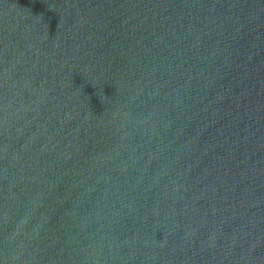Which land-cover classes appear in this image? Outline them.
<instances>
[{
	"label": "water",
	"instance_id": "95a60500",
	"mask_svg": "<svg viewBox=\"0 0 264 264\" xmlns=\"http://www.w3.org/2000/svg\"><path fill=\"white\" fill-rule=\"evenodd\" d=\"M0 264H264V0H0Z\"/></svg>",
	"mask_w": 264,
	"mask_h": 264
}]
</instances>
